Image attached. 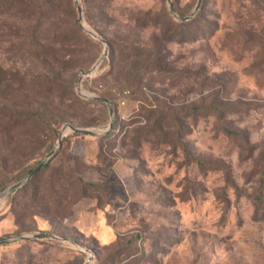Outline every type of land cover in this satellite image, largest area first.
Here are the masks:
<instances>
[{
    "label": "rangeland",
    "instance_id": "rangeland-1",
    "mask_svg": "<svg viewBox=\"0 0 264 264\" xmlns=\"http://www.w3.org/2000/svg\"><path fill=\"white\" fill-rule=\"evenodd\" d=\"M170 1L79 0L104 45L74 0H0V195L102 134L0 201V239L62 240L0 264H264V0ZM105 52L113 113L73 98Z\"/></svg>",
    "mask_w": 264,
    "mask_h": 264
},
{
    "label": "water",
    "instance_id": "water-1",
    "mask_svg": "<svg viewBox=\"0 0 264 264\" xmlns=\"http://www.w3.org/2000/svg\"><path fill=\"white\" fill-rule=\"evenodd\" d=\"M76 7H77V14H78V22L79 25L82 27V29L84 31H86L91 37H93L94 39L98 40L99 42H101L102 44H105V41L103 39H101L99 36H97L94 32H92L90 29H85L83 27V12H82V8L81 5L79 3V0H74ZM168 2V6H169V12L170 14L175 18L178 19V17L175 14V11L173 9V6L171 5V1L167 0ZM189 20V18H185L180 20L181 22H187ZM106 56V52L103 55V57L97 62V64L92 67L89 71H87L86 73H84L79 80L78 86H77V95L84 99V100H91L94 102H99V103H103L107 106H109L111 113H113V106L111 104V102L105 98L102 97H98V96H93L90 94H87L85 92H83L81 90V84L83 82V80L89 76H93L98 68L100 67L101 63L103 62V60L105 59ZM112 126V123H110V128ZM71 134H76V135H80V136H90V137H101L102 134L96 132V131H92V130H85V129H80L74 126H70V125H66L65 127L62 128L59 136H58V147L55 151H53L49 157L42 161L38 167L36 169H34L31 174L27 177V179H25L24 181H21L19 183H16L15 185L11 186L10 188H8L5 192H3L0 195V201L4 200L7 196H9L10 194L14 193L15 191L25 187L34 177L35 175L45 166L47 165V163L54 158V156L57 154L58 150L60 149V146L62 144L63 138L71 135ZM40 240V239H50V240H57V241H62L59 238L52 236V235H45V234H34V235H28V236H17V237H11V238H4V239H0V244H4V243H8V242H13V241H23V240ZM86 264H91V260L90 258L88 259V261L86 262Z\"/></svg>",
    "mask_w": 264,
    "mask_h": 264
},
{
    "label": "trees",
    "instance_id": "trees-1",
    "mask_svg": "<svg viewBox=\"0 0 264 264\" xmlns=\"http://www.w3.org/2000/svg\"><path fill=\"white\" fill-rule=\"evenodd\" d=\"M180 20H182V19H185V18H179ZM184 24H182L183 26L184 25H186L188 22H183ZM168 25H170L171 23H169V21H168V23H167ZM73 98H74V101L76 102V103H80V104H86V105H99V106H103V107H105V108H107L108 109V112H109V108L107 107V106H105L103 103H99V102H94V101H91V100H80V99H78L75 95H73ZM112 131H110L109 133H108V135L107 136H109V134L111 133ZM74 136H80V135H76V134H74ZM47 168V166L45 165L38 173H40V172H42V171H44L45 169ZM33 170H30L29 171V175L31 174V172H32ZM37 173V174H38ZM36 174V175H37ZM36 175H35V177H36ZM34 177V178H35ZM12 195V194H11Z\"/></svg>",
    "mask_w": 264,
    "mask_h": 264
},
{
    "label": "bare ground",
    "instance_id": "bare-ground-1",
    "mask_svg": "<svg viewBox=\"0 0 264 264\" xmlns=\"http://www.w3.org/2000/svg\"><path fill=\"white\" fill-rule=\"evenodd\" d=\"M83 27H84L85 29H87L84 25H83Z\"/></svg>",
    "mask_w": 264,
    "mask_h": 264
}]
</instances>
